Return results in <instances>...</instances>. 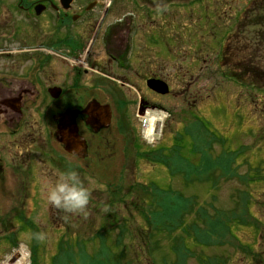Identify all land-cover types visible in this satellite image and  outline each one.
<instances>
[{
  "label": "rangeland",
  "instance_id": "obj_1",
  "mask_svg": "<svg viewBox=\"0 0 264 264\" xmlns=\"http://www.w3.org/2000/svg\"><path fill=\"white\" fill-rule=\"evenodd\" d=\"M75 1L84 6L92 0ZM144 1L113 0L107 5L108 24L117 17L130 21L124 25L130 40L123 57L136 66H80L87 70L84 78L92 96L113 109L125 104V146L117 141L120 144L105 151L111 154L99 166H74L91 189L82 214L50 206L44 187L58 174L38 170V208L26 215L32 228L24 224L21 230H0V263H15L16 252L24 246L26 264H52L55 257L64 263L91 264L87 257L72 263L59 248L65 253L69 245V255L78 256L77 245H82L91 257L100 248L102 234L109 248L106 264H264V94L254 86L264 84V66H259L264 62V0L189 5L180 3L191 0ZM169 3L174 5L164 7ZM86 25L77 23L74 31L81 34ZM98 47H93L97 56ZM81 55L73 62H83ZM151 69L169 85L165 97L151 94L141 81ZM140 99L155 110L140 112ZM151 114L162 116L153 140L145 134L152 129L147 126ZM114 120L113 114L112 128ZM199 148L209 150L208 165L201 163ZM160 149L165 168L154 156ZM175 197L182 206L190 199V210L182 215L183 229L172 232L168 215ZM0 199L1 216L18 201L7 192ZM154 219L161 220V228ZM32 230L47 238L31 239ZM10 234L19 243L11 246L5 240ZM260 251L261 259L256 255Z\"/></svg>",
  "mask_w": 264,
  "mask_h": 264
},
{
  "label": "flooded vegetation",
  "instance_id": "obj_2",
  "mask_svg": "<svg viewBox=\"0 0 264 264\" xmlns=\"http://www.w3.org/2000/svg\"><path fill=\"white\" fill-rule=\"evenodd\" d=\"M75 2L0 0V195L7 192L18 200L8 213L0 215V230L20 229L26 224L25 215H32L38 208V170L49 168L59 174L69 165L85 169L92 164L99 166L105 161L103 157L111 154L105 152L107 149H115L120 143L125 146L117 122L120 111H111V120L113 114L116 116L114 128L100 127V113L94 115V127L87 125L83 111L89 112L87 104L95 98L84 78L87 70L80 66H136L123 57L130 40L125 27L130 21L117 17L108 24L109 10L104 0H92L84 6ZM36 7L41 14L36 15ZM261 19L264 23V11ZM77 23L87 24L81 34L74 31ZM85 38H90L88 43ZM95 45L101 52L98 56ZM260 45L264 55V32ZM81 54L84 61L73 62L83 57ZM155 71L151 69L141 80L158 79ZM153 107L146 103L144 110ZM76 136L85 141L86 149L68 152ZM256 255L263 258L262 251Z\"/></svg>",
  "mask_w": 264,
  "mask_h": 264
},
{
  "label": "clouds",
  "instance_id": "obj_3",
  "mask_svg": "<svg viewBox=\"0 0 264 264\" xmlns=\"http://www.w3.org/2000/svg\"><path fill=\"white\" fill-rule=\"evenodd\" d=\"M44 195L50 206L67 214H82L89 205L91 189L85 186L79 173L69 165L66 170L58 174L55 180L46 182ZM46 238V233L42 231L31 235V239L37 242L44 241Z\"/></svg>",
  "mask_w": 264,
  "mask_h": 264
},
{
  "label": "trees",
  "instance_id": "obj_4",
  "mask_svg": "<svg viewBox=\"0 0 264 264\" xmlns=\"http://www.w3.org/2000/svg\"><path fill=\"white\" fill-rule=\"evenodd\" d=\"M253 72V76L255 75V72ZM207 139V138H206ZM208 141V139H207ZM199 142V141H198ZM209 147L211 146V144H207ZM207 149H203L201 150V148H199V153L198 155L200 156L201 159V163L203 165H208V163L210 162L208 158H210L211 156L208 155V152H206ZM204 151V152H202ZM163 153V150L161 151ZM173 153H176V151H172V159H174L175 157L173 156ZM155 157H159V161L165 165V162L163 161L162 155L161 154H154ZM182 161V160H180ZM230 175V174H229ZM208 177H205L204 179H200L199 181L205 180ZM156 191V189H155ZM178 196H181L180 194H177ZM185 205L182 206V202L178 197H175L173 200V205L170 206V214L168 215L169 218V222L171 223L170 227H171V231L173 232V230L175 229H179L184 227V223L183 221H181L182 215L184 212H186L187 210H190V199H185ZM202 213L205 212L203 210H201ZM207 217V216H206ZM210 222V221H208ZM153 223L155 226H157L156 228H161L162 227V222L159 219H154ZM165 223H166V216H165ZM100 238V248L97 251V253L95 252L91 257L88 256L86 254L85 248L82 245H77L79 250L81 252H78V256L77 255H69V250L71 249L70 246H67V250L64 253V250L60 247L59 248V254L60 255H64V259H68L70 260L72 263H74L78 258L80 260V262H82V259L80 257H82L84 259V257H87L91 262V264H106L105 259L107 258V256H109V248L105 245L104 240L102 238V235L98 236ZM120 243V242H117ZM117 246V245H116ZM118 247V246H117ZM66 264H71L65 261ZM61 258L55 257L52 260V264H65ZM74 264H79L77 262H75ZM108 264H113V263H108ZM126 264V263H125ZM127 264H131L130 262H127Z\"/></svg>",
  "mask_w": 264,
  "mask_h": 264
},
{
  "label": "bare ground",
  "instance_id": "obj_5",
  "mask_svg": "<svg viewBox=\"0 0 264 264\" xmlns=\"http://www.w3.org/2000/svg\"><path fill=\"white\" fill-rule=\"evenodd\" d=\"M108 3V2H107ZM95 98V100H92L90 103L87 104V107H92L93 105L98 106L96 103H100V104H107V103H101L98 99V96H93ZM148 111V110H147ZM147 111H145V113H147ZM83 114L88 117V121H87V125H89L90 127H94V122H95V116L92 113L87 112L86 110L83 111ZM152 116H149L150 118V124H147L148 128H152L151 130L148 129V131H145V134L147 137H149V139L154 138L155 135H157L159 129H160V125L162 123V121H160L162 119V116H160V119L158 118L157 114H151ZM109 117V116H107ZM154 117V119H153ZM76 121L73 124L74 126V130L76 131V127H75ZM77 126V124H76ZM146 128V126H145ZM149 140V141H152ZM72 149L77 150V149H86V143L83 140L80 139H75L74 143L71 145ZM93 158V157H92ZM16 256L18 257L17 261L15 263H10V262H2L0 264H26V258H27V249L24 246H21L19 248V250L16 252Z\"/></svg>",
  "mask_w": 264,
  "mask_h": 264
},
{
  "label": "water",
  "instance_id": "obj_6",
  "mask_svg": "<svg viewBox=\"0 0 264 264\" xmlns=\"http://www.w3.org/2000/svg\"><path fill=\"white\" fill-rule=\"evenodd\" d=\"M148 86L153 89L154 91L156 92H160V93H166V87L165 85H162V83L160 82H157V81H150L148 82ZM90 109H92V111L94 112H101V111H106V108L102 109V107H99V106H96V105H93ZM101 110V111H100ZM107 113V111H106Z\"/></svg>",
  "mask_w": 264,
  "mask_h": 264
}]
</instances>
